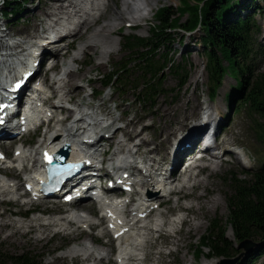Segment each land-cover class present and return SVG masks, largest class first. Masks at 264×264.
I'll return each instance as SVG.
<instances>
[{
	"label": "bare ground",
	"instance_id": "6f19581e",
	"mask_svg": "<svg viewBox=\"0 0 264 264\" xmlns=\"http://www.w3.org/2000/svg\"><path fill=\"white\" fill-rule=\"evenodd\" d=\"M115 1L120 0H47L45 2H50V6L46 5V7L44 8L42 7L43 5L41 6V3L36 9L29 10L31 14L34 12L35 20L37 19L38 14L35 11L40 6L41 7L39 9V12L44 14H46L45 9L53 10L52 13L46 14V17L44 16L46 19L49 18L50 22L46 21V23L44 24V20L40 19L41 15L39 16L38 19L40 23L39 25L35 24V35H32L33 39L37 38L38 35H41L42 32H46L52 23L58 24L60 27H62V30H67L66 35L62 37L64 38L63 41H65L66 38L72 39L71 43L62 48L57 49L54 44L49 43L45 46L46 49H44V51H49L50 54L55 58L56 67L58 66V64H63L64 67H67L62 68L59 75L56 76L54 74H51L53 73V69L49 70L47 67L44 68V65L42 64L34 65V67L32 68L27 64V57L25 56V54H20L21 52H17L18 55L12 53L8 54V52L13 51L14 49L17 50L19 47L23 46L26 41L24 42L21 40V42H9L11 37L13 36V31L7 30V28L6 30L3 29L2 31H0V45L4 47L2 50H5V53L0 52V87L7 84L10 77L20 76L21 79H24L23 81L25 84V86L19 89L17 93L18 100L20 101L21 99L28 97L29 88L31 87L29 84L34 80H38V82H40L39 84H43L44 87H41L40 91H38L39 98L35 102L39 109L41 103L45 105L40 109L38 113L51 118L48 125V129H50L49 133L51 134L47 135L48 130L45 129L43 135L44 138H40L37 143V147H33L31 149H22V147L20 146L15 149L14 156H10L6 153V151L9 150L8 146H14V144L19 143L24 139L17 136L11 140L7 137L6 139H4V141L6 143L10 142V144H7L5 146L0 144V149L3 150L1 152L2 154L7 155L8 157H14V165L17 161H20L24 165L23 169H21V167L19 166V168H16L15 170L10 169V165L7 166L6 162L2 163L4 165L6 164L5 166L0 165V195L7 193H18L19 195V191L21 190L22 185L19 179L22 174H27V176L23 184V190L25 191L22 192L21 195H19V198L30 195L29 191H27V186H31L33 183L31 180L29 181L28 178L32 176L31 179H34L37 176V174L33 172L32 168H38V165L41 161V149L43 148V146L53 148L56 144L70 143V145L72 146L71 155L76 156L82 153L81 149L84 148L83 145H85L82 142L81 136L85 135L87 132H90L93 129L98 130V133H100V128L104 127L109 122H113L112 125L115 126V124L119 120H121V117H114L110 114L108 115L107 113H100L103 112L101 108L106 105V102L101 106H84L80 104L76 100V98L85 86L78 85L77 82V86L74 84L71 85L70 83V78L72 75L73 78L75 77L76 79L78 73H81L82 76L84 75V73H86L85 70L81 72L80 70H75L73 67L76 63H84V60L80 58L81 54H87L89 53L87 51L91 49H94L96 51H98L99 49H103L98 54L101 58H108L112 53H114V50L116 51L118 47V40L114 38V35L120 32L123 27V23L130 24L129 27H131V25L138 26V22L146 19V16L154 5L152 2L147 1V6H145L146 8H148L146 10V8H139V4H132L133 0H121V7H116L114 9V13L112 14L110 12V8L111 6H113L111 5V3ZM106 8L107 10H105ZM73 17L84 19L78 23L75 22L74 25H72L71 22H68L67 20ZM102 19H108V21L105 22L104 20L103 22L105 23L99 25ZM3 20L4 19L0 21V27ZM40 26L42 28L41 31ZM91 32L92 35H90ZM111 37L115 40V42L114 40L112 41ZM64 43L65 42L61 44ZM75 45L77 47L75 53L68 55L67 49L75 47ZM32 48L34 47H24L22 51L24 52V50L27 51L28 49ZM33 51L36 52V50L34 49ZM19 59L23 60V64H21V66H16ZM23 69L27 70V76H25L24 73L22 76ZM49 79H52L54 83L50 84ZM50 90H52V93L49 94ZM73 92L77 93L74 94ZM50 95L52 96L50 97ZM216 98L217 97L212 99L210 97V101L208 104L204 102V104H200L201 106L195 105L194 109L191 112L192 114H194V117L186 118L185 122L182 124V127L179 126V128L181 129L173 132L171 134L172 137L170 138V140H166L168 141V143L166 141H163L162 143L158 142L161 138L165 137L161 132L163 128L161 130L159 129L160 131L153 140H149L147 135L145 134L147 130L151 129L150 126L144 127L141 131H137L134 129L130 130L131 127H134L138 122H140L144 118V116L128 122L125 127L117 128L110 134L103 131L102 139L104 138V140H107L108 144H101L95 150L97 152V155L93 160H95L96 164L101 163L102 157L107 153V148L113 145H116V148L111 154V158L109 159V161H112L113 164L116 160L119 165H129L133 162H144L147 166H150L151 168L156 170H158L162 163H164L165 161H170L171 159L175 163L185 158L186 155L192 154L197 149H201L203 153L208 154V158H205L202 163L197 164V160L194 161V166L186 172L184 179L186 182L178 188L174 189V191L172 192L174 194L173 197H171L170 195L169 197H164L163 195L158 194V190L154 187L155 180L152 177H145L142 182L139 181L138 173H143V170L135 167V174L133 173L129 178V181H131V185L134 186L133 192L128 193L121 201L113 199H99L98 210L102 213V215L99 216L98 219L101 220V223H95L92 220L93 215L91 210L97 211V208L95 209L90 206L89 202H91L93 198L87 196L78 199L80 201L82 200L81 203H88L87 205H80L78 210H71L62 217H57L56 219L52 220L46 219V221L44 220V223L39 224V227L47 229V226L55 225L61 226L65 229L67 228L69 230L71 224H73L74 227L76 225H79L80 227L89 226L90 228H93V226L96 227V225L101 226L102 228H104L103 233H107L110 236L114 235L116 237L115 239L112 238V240L115 241L116 245V251L113 260L114 264H117L118 262H121L120 264H122L128 255L135 256L133 257L130 264H149V262L153 261V255L155 254V251L159 249V244L161 242L165 243L161 241L163 237L162 231H164L163 217L168 214L172 207L187 211V217L183 218L184 224L190 225L191 228L193 226V219H191L190 216L192 215L193 217H200L201 215L199 211L202 212L204 210V207L201 203L211 194V189L212 192L215 191L216 186H212V188H210L209 185L208 178L210 175L202 178L199 174L193 173L192 170L202 165L203 168L210 169L215 172L221 167L220 160L222 157L215 155V153H213L212 151L215 146L221 145L226 149L225 154H227L228 152V154L233 155L232 151L228 148V145L230 144L229 139L225 138L222 141L217 140L221 125L225 121V107H223L221 101L219 103H215ZM52 99H57L64 103L72 101L74 102L75 108L68 109L66 107H63L65 106V104H63L62 106L60 104L57 105L56 103L47 105V103H49ZM180 104L181 103H179L178 105ZM218 104H221L222 106H220V109H218ZM188 106L189 103L186 104V107ZM63 110H66L68 115H66V117L62 118L61 120L57 119V112ZM206 113L207 115H205ZM74 115L75 118L72 119ZM189 121L191 122L187 125L186 122ZM1 130L5 135H8L10 132V128L8 127V125H1ZM120 132L121 136L119 135ZM135 138L140 140V142L134 145H129V142L134 141ZM25 143L26 141H23L22 144ZM164 144L166 146H164ZM142 149L152 150H148L147 153H142ZM243 153L245 158L249 160V155L245 151H243ZM145 155H156L157 157L148 159L144 157ZM84 157L89 159V157L92 158V155L90 154L89 156L86 155ZM26 161L27 163H25ZM31 161H33L32 166L30 165ZM8 169H10L14 174L12 172H9ZM24 171L29 173H24ZM126 171L128 170H124L123 172ZM176 175H178V173H176V170H173V173H171V178H177ZM118 187L119 186L117 185L115 188H113L111 190L113 191L112 193H116L114 191H118ZM140 187H148L149 189H151L152 194L150 197L154 199L153 201L159 200L161 204V207L150 206L146 213L141 216L137 214L138 208L141 207V203L139 202V200L142 199L143 196ZM199 189H202L204 193L195 194L190 191H199ZM204 195L205 198L201 200ZM189 196L193 198L192 201L197 200V202H193L195 203L193 204L190 201L191 204H182L183 199ZM35 197L31 198L36 199ZM210 202H212L211 205L213 208H218V206L220 205L219 198H215ZM86 208L90 210H87ZM135 210L136 212H134ZM200 225L201 224H198V226H196V232L203 228ZM39 227L37 226L35 230ZM113 227L115 228V232L112 231ZM190 228L188 229L187 233L189 231H194L190 230ZM198 228L200 229L198 230ZM76 231H78V229H73L71 233L76 234ZM121 231L123 236H116V233ZM17 232L21 233L20 227L18 228ZM183 233L186 234L183 229H173L168 234L169 237L173 239V243L177 247V251L172 252L171 254L169 253L174 257L186 247L185 244L187 243V240L186 238L181 237ZM78 236L79 235H75V237ZM175 237L181 238L179 240H176ZM139 239H143L144 244H142L140 249L134 250V246L137 244V240ZM119 240H122L121 246H119ZM100 241V238L90 237V242H83L81 244L74 245L68 248L66 251H63L62 257L75 258L83 255L84 261L89 263L111 264V251H100V249H96L94 247V244H98L100 247L106 248V244H108V242L106 244H101ZM131 247L133 249H131ZM157 256H159L157 259L158 264H160V261L162 264V262L165 260L166 255L161 251L157 253Z\"/></svg>",
	"mask_w": 264,
	"mask_h": 264
},
{
	"label": "rangeland",
	"instance_id": "374dc122",
	"mask_svg": "<svg viewBox=\"0 0 264 264\" xmlns=\"http://www.w3.org/2000/svg\"><path fill=\"white\" fill-rule=\"evenodd\" d=\"M45 1L47 0H22L24 10L21 12L18 18H14L13 20H10L7 19L3 14V10L5 9V6L3 5L4 0H0V21L4 19L1 28H5V29L7 28V30H12L14 35V38H11L9 42H13V41L21 42L23 37H26V35L29 36L35 35L34 33L36 26L35 24L39 25L40 21L38 18L40 15H41L40 19L44 20V24L46 23L47 21L45 18L46 14L52 13L53 10L45 9L46 14L39 12V9L42 5H43L42 7L44 8L46 7V5L49 6L51 5L50 2L49 4L48 2ZM147 1L152 2L154 5L152 6L151 10L146 16V19L138 22L139 24L138 26L134 25L129 27L130 24L123 23L122 25L123 27L121 26L122 29L120 30V32L114 35V38L118 40L119 45L117 44L118 47L116 51L114 50V53H112L108 58H101L100 55L98 54L103 49H99L98 51L91 49L87 51L89 53L81 54L80 58L84 60V63L81 62L76 63L74 64L73 67L75 70H80L81 72L85 70L86 73H84L83 76L81 73H78L76 79L75 77L73 78L72 75L70 78L71 80L70 83L71 85L73 84L76 85L77 82L78 85L85 86L83 87V89L76 98V100L80 104L84 106H87V104L101 106L103 103L106 102V105H104L103 108L101 109L106 111L108 115L110 114L111 116L114 117H121V120H119L115 124V127L118 126L125 127V125H127L128 122H131L134 119L136 120L139 117L144 116V118L135 125L136 127L135 126L131 127L130 130L134 129L137 131H141L143 130L144 127L150 126L151 129L145 132L149 140H153L154 137L158 134V132L163 128L161 132L165 137L161 138L158 141L162 143L163 141L165 142L167 139L170 140V138L172 137L171 134L181 129L179 128V126L182 127V124L185 122L186 118L194 117V114H192L191 112L194 109L195 105L201 106L200 104H204V102L208 104L210 101V97L212 96L210 95L211 91H210L209 75L207 72V58H206L205 49L202 44L203 43L202 36L204 33L202 29H198L197 31L191 33V32H187L182 28H178L176 31H174L172 42L170 43L169 50L171 51L172 59L176 61V64L180 63L188 70L189 78L184 86H180L178 84L179 79L174 73H171L170 71H166L164 78V87H163L164 90L161 91L160 94H158L155 97L153 102L148 101L147 103H140L138 101V92H134V90L130 87V85L122 86V87H119V85H117L108 89L104 88L103 80L101 79L103 75H108L112 71L114 64H117L119 60H121V64H124L127 60L133 58L132 51L123 46L124 36L136 34L144 38L149 37L151 35L152 27L157 24L156 13L163 7H171L172 10H174L179 14V8L183 6L184 0H136V1L133 0L132 4L136 3L137 5L139 4V8H146ZM120 2L121 0L111 3V5H113L110 8V12L112 14L114 13V9L116 7L119 8L121 7ZM241 2H245V0H241ZM259 3L262 4V1L260 0ZM40 4L41 6L35 11L38 13L37 19L35 20L34 12L31 14L29 10L36 9ZM14 6H17V4H14ZM105 10H107V8ZM245 13H246L245 11L242 12V14ZM188 18H189V14H186L182 18V22L188 21ZM255 18L257 19V23L261 26V30L259 34H256L255 38L257 39L259 44L262 45L264 52V13L257 12ZM104 20L105 19H102L99 25H102L103 23L108 21L107 19L105 20V22H103ZM41 29L42 28L40 26V31ZM90 35H92V32ZM113 40L114 39L112 38V41ZM257 47L258 45H256V48ZM73 48H74L73 50L67 49L68 55L75 53V50L77 48L76 45ZM163 51L164 48L161 49L162 53ZM248 59H254V61L256 62V64H254L253 66L255 70H264V53L255 54L252 52L249 55ZM224 61H225L224 62L225 65H227L228 62L226 60ZM62 68H67V67H63V64H58L56 68V73L54 74L53 72L51 74H54L55 76L59 75ZM117 82H119V80ZM51 83L53 84L54 82ZM236 86H237L236 77L228 73L227 75H225L223 79V83L221 87L218 89L219 91H218V96L216 98L217 100L215 99V103H219L221 101L223 107H225V112H224L225 121L221 125L219 136L217 139L218 141H222L225 138L229 139L230 144L228 145V148L232 151L233 155L228 154L227 152V154H225L221 158L220 160L221 167L217 171L213 172L210 169H206L204 174L201 175L202 178L210 175L208 178L210 188H212V186H216V188L214 192H212L211 189L210 190L211 194L208 196L207 199H205L201 203L202 206L204 207V210L202 212L199 211L201 216L200 217H196V216L193 217L192 215L190 216L191 219H193L192 220L193 226L190 228V225H185L182 228L186 232V234L183 233V235L181 236L183 238H186L187 240V243L185 244L186 247L182 249L179 252V254H177L175 257L170 255L172 252L177 251V247L173 243V239L170 238L168 234L173 229H179V227L178 224L176 223L166 225L164 231H162L163 237L161 239V241L165 243L161 242L159 244V249L155 251V254L153 255V261L149 262V264H158L157 259L159 256H157V253L161 251L166 255L164 260L165 262L163 261L162 264H227L226 262L228 259L220 260L217 259L216 257L206 258L203 256H201V258L198 259L196 257V249L200 245L201 236L206 233L208 227L212 224V222L217 226L223 227V229L226 230L227 238L231 242H236L234 232L228 223L229 220L228 196L232 192L231 178L233 176H236L240 179H246V181H250L253 178V173L255 172V170L264 166V143L259 142L256 136L257 135L256 129H254V120H259V121L262 120L260 119V116L258 114L251 115L244 108V106H241L239 111L237 112L234 111L236 99L233 100L232 103H230L228 97ZM50 93H52V90H50L49 94ZM49 103L52 105L53 103H61V102H59L57 99H53ZM179 103L181 104L178 105ZM187 103H189L188 107H186ZM218 105H219L218 109H220L221 104ZM66 115H68L67 112L59 111L57 112L56 118L61 120L62 118L66 117ZM190 122L191 121L186 122V124L188 125V123ZM105 132L110 134L112 133V130ZM39 135L33 136V138H29L27 140V141H32L33 139L34 144L31 146V148L37 147L38 145L37 143L40 140V138L42 137L43 139L42 136L43 134H41L40 136ZM119 135L121 136V132ZM23 141L14 144V146L16 145V147L12 145L8 146L9 150H7L6 153L9 154L10 156H14L15 149L20 147ZM138 141L139 140L135 138L134 142L139 143L140 141L139 142ZM166 142L168 143V141ZM105 143L108 144V141L105 140ZM164 146L166 145L164 144ZM219 147H222L224 149V147L221 145H219ZM115 148L116 145L110 147L111 151L109 153L107 167H110L112 163V161H109V159L111 153L115 150ZM148 150H152V149H148ZM148 150L142 149V153H147ZM235 150L240 153L245 151L249 155L250 157L249 166H244L242 164L241 159L243 157L239 153L236 152L234 153L233 151ZM144 157L151 159L152 157H157V156L145 155ZM1 165L5 166L6 164L5 165L1 164ZM7 166H9L8 163ZM8 170L9 172H12L10 169ZM26 176H27L26 174H22L19 179L22 184L21 190L19 191V195H21L22 192L24 191L23 184L26 179ZM227 178H229V180H227ZM190 191H192L195 194L204 193L202 189H199V191L198 190L195 191L190 190ZM197 196H201V195H197ZM204 198L205 195L201 200H203ZM215 198L220 199V205L218 206V208L214 207L216 209L212 207L211 205L212 202H210ZM192 200L193 198H191L190 200L185 199L182 201V204H191V202L192 203L197 202V200L196 201H192ZM81 202L82 200L81 201L79 200L74 204L73 203L65 204L62 202L61 199H57L56 203H51L45 199H38V200L32 199L30 198V195H27L24 198L22 197L21 199H19L18 193L16 194L7 193L0 195L1 252L9 253L10 255L32 252L39 256V258L42 261V264H93L84 261L83 255H80L75 258H69V257L64 258L62 257V252L66 251L68 248L74 245H78L83 242H90V237L99 238L100 233L103 232L104 228L97 225L96 227L93 226V228H97V227H101V228L92 229L89 226L80 227L79 225H76L74 227L73 224L70 225L69 230L67 228L65 229L62 228L61 226H55V225L47 226L48 227L47 229L39 227V224L44 223L46 219L52 220V219H56L57 217H62L71 210H78L80 205L86 204ZM89 203L93 204V208L95 209L97 208L93 201ZM35 207H37V211L35 213L28 216L27 218H23L22 216L23 214H25L30 209H34ZM86 209L90 210L88 208ZM174 209L176 208L172 207V210ZM91 212L92 215L98 214L96 210H91ZM180 216H184L183 218L187 217L185 212L179 214V217ZM92 220L95 223L98 222L101 223L100 219H98L97 221L95 218H93ZM198 224H201L200 226H202L203 228L201 229L198 228V230L199 229L200 230L196 232V226H198ZM37 226L39 228L35 230ZM19 227L21 233L17 232ZM189 228L190 230H194V231H189L187 233ZM73 229H78V231H76V234L71 233ZM75 235H79V236L75 237ZM181 237L179 238L175 237V238L176 240H179ZM258 240H260V238L254 237L252 241L258 242ZM107 242L108 244H106ZM100 243L106 244V248L97 246L96 249L99 248L100 251H105V250L111 251V264H114L113 260L116 251L115 241H113L111 238L109 239L108 237L103 236V238H101ZM240 245L238 248L239 252L240 250H242V252L244 253V248H242ZM256 246H252V247L256 248ZM252 247L251 249H253ZM238 249L230 248L231 254L238 253ZM203 252L208 256L209 249L204 248ZM251 252L254 253L252 254ZM251 252L250 254L254 257V259L252 260L253 264H264V254L258 255V252H255L254 249L251 250ZM247 253L248 252L244 253V256H242V254L239 255L238 256L239 261L236 264H241L243 260L247 259L250 255V254L248 255ZM245 254H247L248 256ZM236 258H230V259H236Z\"/></svg>",
	"mask_w": 264,
	"mask_h": 264
},
{
	"label": "trees",
	"instance_id": "16d2710c",
	"mask_svg": "<svg viewBox=\"0 0 264 264\" xmlns=\"http://www.w3.org/2000/svg\"><path fill=\"white\" fill-rule=\"evenodd\" d=\"M259 1L184 0L179 14L171 7L161 8L156 13L157 24L152 27L149 37L136 34L124 36L123 46L132 51L133 58L124 64L119 60L108 75H103L104 88L130 85L134 92H138V101L147 103L153 102L164 90L166 71L174 73L179 79L178 84L184 86L189 78L188 70L172 59L170 43L178 28L191 33L202 29L210 95L212 98L217 96L225 75H234L237 86L229 94V101L232 103L236 99V112L244 106L251 115L260 116L262 121L254 120V129L259 142L264 143V70H255L253 66L256 62L248 59L252 52L264 53L262 45L255 38L261 30L256 13H264V0H261L262 4ZM4 6L3 13L10 20L18 18L24 10L22 0H6ZM243 11L246 13L242 14ZM186 14H189L188 21L182 22ZM224 60L228 62L227 65ZM231 184L228 223L236 242H231L226 230L212 222L196 249L198 259L201 256L220 260L236 258L242 254L239 245L254 237L260 238L255 252L264 254V166L255 170L250 181L233 176ZM204 248L209 249L208 256L204 254ZM230 248L238 249V253L231 254ZM253 259L250 254L241 264H253ZM0 264H42V261L32 252L10 255L0 250Z\"/></svg>",
	"mask_w": 264,
	"mask_h": 264
},
{
	"label": "water",
	"instance_id": "95a60500",
	"mask_svg": "<svg viewBox=\"0 0 264 264\" xmlns=\"http://www.w3.org/2000/svg\"><path fill=\"white\" fill-rule=\"evenodd\" d=\"M258 245L257 242L252 241L251 239H247L244 242L241 243V247L245 249V252H251V247ZM253 248V247H252ZM239 260V258L235 260H227V264H236V262Z\"/></svg>",
	"mask_w": 264,
	"mask_h": 264
}]
</instances>
